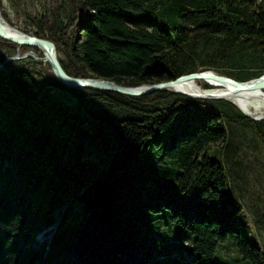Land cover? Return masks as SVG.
Returning a JSON list of instances; mask_svg holds the SVG:
<instances>
[{
  "label": "trees",
  "instance_id": "16d2710c",
  "mask_svg": "<svg viewBox=\"0 0 264 264\" xmlns=\"http://www.w3.org/2000/svg\"><path fill=\"white\" fill-rule=\"evenodd\" d=\"M29 25L74 77L264 73V0H50ZM29 50L0 37V264H264L221 146L232 124L264 142V118L170 90L64 86L40 59L1 65Z\"/></svg>",
  "mask_w": 264,
  "mask_h": 264
},
{
  "label": "rangeland",
  "instance_id": "374dc122",
  "mask_svg": "<svg viewBox=\"0 0 264 264\" xmlns=\"http://www.w3.org/2000/svg\"><path fill=\"white\" fill-rule=\"evenodd\" d=\"M49 2L50 0H2V9L8 15L12 26L32 35L31 30L33 29L29 25V19L42 13ZM198 46L202 62L206 59V54H210L211 51L205 49L201 44ZM30 49L29 51H34L32 47ZM39 52L42 57V52ZM18 55L21 56L22 54ZM41 57L38 55V59L32 58V60L38 61L40 59L44 61ZM28 60L29 58L15 61L27 62ZM224 68L230 67L224 64L220 66V69ZM248 68L249 64L246 65V69ZM230 69L237 68L232 66ZM197 84L203 88L202 81L198 80ZM214 100L230 101L241 114L249 118L255 120L264 118V100L259 97L250 98L247 101L248 103L245 102L242 106L241 103L230 99ZM217 144L212 146H218L219 144ZM221 146L226 148L223 152L222 161L229 177L233 195L241 202L244 211L251 218L258 243L264 248V142L255 138L249 128L232 124L230 125L228 140L222 143ZM159 150L157 149V152ZM44 238H46L45 234H37L35 242H41ZM35 242H32L33 246H35ZM189 242L191 241L189 240Z\"/></svg>",
  "mask_w": 264,
  "mask_h": 264
},
{
  "label": "water",
  "instance_id": "95a60500",
  "mask_svg": "<svg viewBox=\"0 0 264 264\" xmlns=\"http://www.w3.org/2000/svg\"><path fill=\"white\" fill-rule=\"evenodd\" d=\"M0 37L14 42L18 45H26L35 48L42 52V57L45 62L48 63L51 70L53 71L56 80L64 86L74 87V88H93L103 91H112L128 96H142L151 92L159 90H170L174 93H180L192 98H203L208 100L221 99L222 97H215L211 94L202 96L200 94H188L178 90H171L170 87L178 84L179 82L193 81V80H204L209 79L215 82V84L226 86L227 84L232 87L231 92H243V91H254L264 88V73L247 80L238 81L234 78L228 77L223 74H219L212 70H202L198 72H192L188 74L181 75L175 79L160 81L151 84H138V85H126L123 83H118L116 81L105 79L101 77H74L65 72L61 66L55 45L50 40L37 37L35 35L28 34L22 30H19L8 23L1 15L0 12ZM38 59V55L34 51H29L21 56L13 55L6 57L1 65L12 61V60H22L26 58ZM67 118L71 121H78L80 126H83L85 120L77 115L75 112L70 111L67 114ZM55 224L52 226L54 228Z\"/></svg>",
  "mask_w": 264,
  "mask_h": 264
},
{
  "label": "bare ground",
  "instance_id": "6f19581e",
  "mask_svg": "<svg viewBox=\"0 0 264 264\" xmlns=\"http://www.w3.org/2000/svg\"><path fill=\"white\" fill-rule=\"evenodd\" d=\"M197 81L198 80L179 82L178 84L171 86L170 89L182 91L188 94H200L202 96H206L207 94H211L215 97L220 96L222 97L221 99H230V100H234L235 102L241 103V106L252 97H259L264 100V88L254 91H243V92L232 93L231 92L232 87L228 84L226 86H222L215 84L214 81L209 79H204V80L200 79L199 81H204L207 84H209L211 87H214L211 90H205L204 88L200 87L197 84Z\"/></svg>",
  "mask_w": 264,
  "mask_h": 264
}]
</instances>
